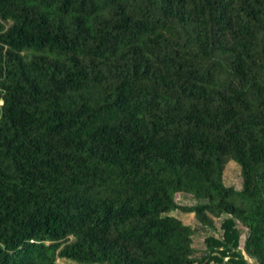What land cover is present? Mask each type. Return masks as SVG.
<instances>
[{"label":"trees","instance_id":"16d2710c","mask_svg":"<svg viewBox=\"0 0 264 264\" xmlns=\"http://www.w3.org/2000/svg\"><path fill=\"white\" fill-rule=\"evenodd\" d=\"M177 210L223 238L197 257ZM245 255L264 264V0H0V264Z\"/></svg>","mask_w":264,"mask_h":264},{"label":"rangeland","instance_id":"374dc122","mask_svg":"<svg viewBox=\"0 0 264 264\" xmlns=\"http://www.w3.org/2000/svg\"><path fill=\"white\" fill-rule=\"evenodd\" d=\"M234 162L230 161L226 164V168L224 171V183L227 186H231L239 190L242 187L241 169ZM179 202L182 205H192V204L197 203V201H195L192 197L187 196V195H182L179 199ZM170 214L175 215L176 217L180 218L185 224L189 225L194 230L193 246L195 247V249H197V253H196L197 257H201L206 251V247H207L206 238L207 237H212V238L220 239V240L223 238V230L221 229V222L226 217L225 215H223L220 218H213L214 225L212 227H209L206 225H202L197 220V218L195 217L193 213H185V212L177 210V211H171ZM236 227L240 231L238 249L242 251L244 238L246 235V228L239 222H236ZM245 259L250 261L251 264H255L254 260L248 258L246 255H245ZM58 263L59 264H79L77 262H73L67 259H59Z\"/></svg>","mask_w":264,"mask_h":264}]
</instances>
